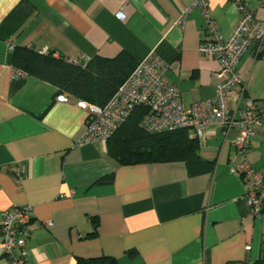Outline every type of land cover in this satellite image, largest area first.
<instances>
[{"label":"crops","instance_id":"obj_1","mask_svg":"<svg viewBox=\"0 0 264 264\" xmlns=\"http://www.w3.org/2000/svg\"><path fill=\"white\" fill-rule=\"evenodd\" d=\"M191 1L0 0V213L33 207L29 264L101 256L117 264H253L262 256L264 199L252 214L247 181L234 173L242 160L233 145L236 128L224 135L209 126L192 159L123 164L102 142L79 143L87 111L77 99L56 101L50 82L14 75L16 46L74 63L126 51L137 63L154 55L165 61V76L185 106L210 98L219 66L198 52L207 38L200 9L180 21ZM247 1L264 20V2ZM208 4L227 37L239 20L235 4ZM237 67L260 115L246 159L264 180V54L246 52ZM239 89L230 90L229 106ZM0 264H10L1 237Z\"/></svg>","mask_w":264,"mask_h":264},{"label":"built area","instance_id":"obj_2","mask_svg":"<svg viewBox=\"0 0 264 264\" xmlns=\"http://www.w3.org/2000/svg\"><path fill=\"white\" fill-rule=\"evenodd\" d=\"M231 1L237 8L239 20L227 37L221 34L213 19L208 0H192L180 18L182 21L193 8L201 11L207 38L199 43L198 52L214 58L219 66L215 74L217 82L214 96L185 106L178 88L169 83L165 76L167 63L154 55L147 61L137 63L103 105L76 101L77 106L87 111L85 131L79 143L106 144L137 106L145 110L139 126L151 133L187 128L198 141H202L209 126L221 128L224 135L236 128L233 145L242 160L235 166L234 173L246 179L245 200L251 213L256 215L262 209L264 180L247 161L246 154L260 124V115L255 101L245 94V82L241 79L237 64L246 52L254 58L264 54V20L257 17L256 9L247 0ZM116 17L124 20L125 14L119 11ZM39 52L46 53L47 50L41 49ZM14 75L22 76L25 73L14 68ZM235 86L240 89L234 95V105L229 106L228 94ZM70 98L64 92L55 95V100L63 103H70ZM17 177L20 178V175ZM32 219L33 207L30 204L11 206L0 213L2 255L10 264H29L26 242L30 236L29 224ZM50 224L49 220L40 223L41 226Z\"/></svg>","mask_w":264,"mask_h":264},{"label":"trees","instance_id":"obj_3","mask_svg":"<svg viewBox=\"0 0 264 264\" xmlns=\"http://www.w3.org/2000/svg\"><path fill=\"white\" fill-rule=\"evenodd\" d=\"M12 63L29 75L50 82L57 93L64 92L77 100L103 105L129 76L136 61L126 51L111 58L96 56L74 63L56 58L53 52L39 53L31 48L16 46ZM144 107L137 106L127 120L108 138V153L123 164L145 161L187 160L198 156V140L189 129L148 132L139 126ZM94 223L93 230L96 231ZM132 253V251H130ZM76 264H117L112 256L78 258ZM253 264H264L262 256Z\"/></svg>","mask_w":264,"mask_h":264},{"label":"water","instance_id":"obj_4","mask_svg":"<svg viewBox=\"0 0 264 264\" xmlns=\"http://www.w3.org/2000/svg\"><path fill=\"white\" fill-rule=\"evenodd\" d=\"M231 264H243V263H231Z\"/></svg>","mask_w":264,"mask_h":264}]
</instances>
